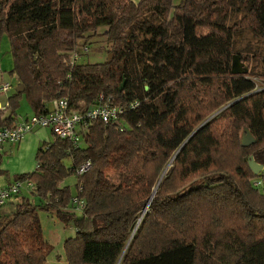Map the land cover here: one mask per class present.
<instances>
[{
	"label": "trees",
	"instance_id": "1",
	"mask_svg": "<svg viewBox=\"0 0 264 264\" xmlns=\"http://www.w3.org/2000/svg\"><path fill=\"white\" fill-rule=\"evenodd\" d=\"M100 27L111 61L65 63ZM5 34L23 91L0 128L19 123L22 99L32 115L61 97L140 104L124 131L100 119L80 145L53 134L36 149V170L13 178L40 200L15 194L16 209L0 213V264H48L40 209L73 222L70 264H264V71L246 64L264 62V0H0ZM234 54L245 74L231 72ZM243 127L255 143L240 144Z\"/></svg>",
	"mask_w": 264,
	"mask_h": 264
},
{
	"label": "built area",
	"instance_id": "2",
	"mask_svg": "<svg viewBox=\"0 0 264 264\" xmlns=\"http://www.w3.org/2000/svg\"><path fill=\"white\" fill-rule=\"evenodd\" d=\"M89 48L87 45L81 46L80 49L72 51L71 57L64 62L70 66L79 63V58L82 54L87 53ZM11 84L0 85L1 93H8ZM53 106L51 105L46 114H35L29 118H22V120L14 127L0 128V153L4 146H16L20 143L26 134L33 132L37 127L42 129L50 128L55 137L65 139L72 142L74 145H80L83 135L87 134L90 123L101 119L105 125H115L118 130L124 131L129 126L124 116L127 110L136 109L140 102L117 104L111 97H104L99 95L98 101L94 105L85 106L81 103V108L72 107L67 98L61 97L55 100ZM9 107V103L6 108ZM0 111H7L0 104ZM89 162L83 164L78 170V174L85 173L90 168ZM27 187L29 191L34 188L32 181L25 178V180H12V183L5 188L0 189V206L8 202L13 195H18L20 191ZM73 208V209H72ZM72 209V210H71ZM84 209L83 200L79 195L73 196L70 201L71 211H80Z\"/></svg>",
	"mask_w": 264,
	"mask_h": 264
},
{
	"label": "rangeland",
	"instance_id": "3",
	"mask_svg": "<svg viewBox=\"0 0 264 264\" xmlns=\"http://www.w3.org/2000/svg\"><path fill=\"white\" fill-rule=\"evenodd\" d=\"M133 1H140V0H133ZM179 1L180 0H173L174 4H176L177 2L179 3ZM103 30L104 28H101V27L97 29L98 33L96 34V36L91 37L89 39V42L87 41L85 43L87 47L89 48V51L87 53H84L82 56H80L79 64H85V63L91 64V63H98V62L104 63L108 61V58L111 54L110 52L111 47L108 44L107 39L101 34ZM10 46H11L10 38H8L6 34L2 35L0 37V85L6 84L7 82L11 84V88H10V91H8V93L0 92V104L5 109H8L6 108L8 104L7 98L9 97L10 94H13L16 91L15 88L18 85L17 77H15V75L11 73L14 70V63H13V54L10 51L11 49ZM246 64L247 66H249V68H253L257 71H264V62H262L261 59L260 60L254 59V58L252 59V57L250 56V59L246 61ZM49 104L53 106L51 102ZM221 110L222 108L215 110V112L211 113L207 119L210 120L211 118L215 117V115ZM25 113L26 114L31 113V109L29 105L25 102V99H22L21 107L17 111V114L22 115ZM48 132H49V136H48V139H49L48 142H49L53 140V136H52L53 133L50 130V128H48ZM241 135H240V138H241ZM8 157L9 158H7L6 160L7 162L6 165L7 167H10V168L13 166L14 162H17V160L20 158V156L17 155V153H14L12 151L10 152ZM35 162H36V157H35V154H33L31 156L30 164L28 163V161L24 162V165L22 166V168H27L26 171L24 172L32 173L33 171H35L36 169ZM247 163H248V160H247ZM170 165L171 164L169 163L165 172L168 170ZM2 167H3V164H2ZM19 171H22V170H19ZM11 173H12V168H11V172L8 173L7 171V173L5 174V178L7 180H14L13 178L14 176H18L21 174L20 172L18 173L16 172L13 174ZM64 182L70 186V192H72V195L76 196L78 193V191H76L75 189L76 179H74L73 176H70L68 178L66 177ZM26 188L27 187L25 186V188H23L20 191L21 196L27 195L29 196V199L31 200V202L39 203L40 198L34 196ZM10 204H7L4 206L5 209L3 211L5 212V214H10L11 212H13V210L16 209L14 205L11 206ZM144 211L145 210H143V212ZM54 213H55L54 211H45L43 209H40L39 214H38V218L41 220V224H42L41 230L43 232L44 241H46L52 248L51 252L47 255L48 262L49 264H70L67 261L65 254H64L65 252L64 241L66 240V238H74L77 235V230H75L73 222L64 223L60 219H58ZM141 219H142V215L140 216L138 223H140ZM138 223H136L135 228L137 227Z\"/></svg>",
	"mask_w": 264,
	"mask_h": 264
},
{
	"label": "crops",
	"instance_id": "4",
	"mask_svg": "<svg viewBox=\"0 0 264 264\" xmlns=\"http://www.w3.org/2000/svg\"><path fill=\"white\" fill-rule=\"evenodd\" d=\"M18 85H19V82H18ZM50 106L51 105L49 104V107ZM5 115H8L7 111L5 112ZM30 116H32V112L29 114L25 113L22 115H18V120L20 122L22 120V118L27 119ZM48 136H49L48 129H42V128L37 127L33 132L26 134V136L23 137V139L20 141V143L18 145H16V146H11V145L10 146H8V145L4 146L3 150L0 153L1 154L0 156H2V158L0 160V162H1L0 163V169L3 168L4 170L2 169V171H5L6 173L8 171V173H9V172H11V168H12L11 174L16 173V172L17 173L20 172L21 173L20 175H22V174L26 173L24 171H26L27 168H22V166L24 165V162L28 161V163L30 164L31 156L33 154H35V157H36V149L39 146H41L43 143H48V140H49ZM11 151L14 153H17V155H19L20 158L17 160V162H14L13 166L10 168V167H7L6 160H7V158H9L8 155L10 154ZM2 164H3V167H2ZM19 170H22V171H19ZM11 174H10V176H11ZM11 182H12V180H7L5 178V175L0 176V189L5 188ZM14 201H18L16 196H14L9 202H7L6 205L11 203L10 205L13 206L12 204ZM4 209H5V207L2 206L0 209V213H2ZM48 264H49V262H48Z\"/></svg>",
	"mask_w": 264,
	"mask_h": 264
},
{
	"label": "water",
	"instance_id": "5",
	"mask_svg": "<svg viewBox=\"0 0 264 264\" xmlns=\"http://www.w3.org/2000/svg\"><path fill=\"white\" fill-rule=\"evenodd\" d=\"M112 53L110 54L109 58H108V62H110L111 57H112ZM231 72L233 74H245L248 71V68L246 66H244V63L241 61L240 57L236 54L233 55L232 57V61H231ZM120 89L122 90L124 85L123 83H121L120 85ZM15 90H17V92L21 93V91H23V85L22 83L17 85V87L15 88ZM242 135L240 138V144L242 146H248L250 144L255 143L256 139L254 138L253 134L249 131V129L247 127H243L242 130ZM248 166L250 168L251 171H253V173L255 175H257L260 170L263 168V164L256 162L255 159L252 157V155H248ZM148 208H145V210H147Z\"/></svg>",
	"mask_w": 264,
	"mask_h": 264
},
{
	"label": "bare ground",
	"instance_id": "6",
	"mask_svg": "<svg viewBox=\"0 0 264 264\" xmlns=\"http://www.w3.org/2000/svg\"><path fill=\"white\" fill-rule=\"evenodd\" d=\"M52 103V102H51ZM53 104V103H52Z\"/></svg>",
	"mask_w": 264,
	"mask_h": 264
}]
</instances>
